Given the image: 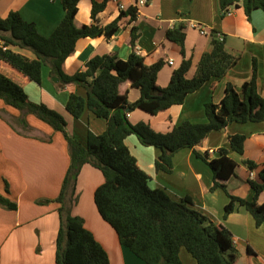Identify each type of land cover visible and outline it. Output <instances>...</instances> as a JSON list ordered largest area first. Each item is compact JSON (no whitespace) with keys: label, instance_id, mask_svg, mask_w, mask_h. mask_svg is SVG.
I'll list each match as a JSON object with an SVG mask.
<instances>
[{"label":"crops","instance_id":"obj_1","mask_svg":"<svg viewBox=\"0 0 264 264\" xmlns=\"http://www.w3.org/2000/svg\"><path fill=\"white\" fill-rule=\"evenodd\" d=\"M119 3L124 5L125 11L135 4V0H119ZM91 6L92 0L78 1L74 18L76 26L91 23ZM12 11L17 12L24 21L33 23L45 37L51 35L64 16L60 0H0V18H5ZM121 12L118 3L112 0L106 2L105 8L97 15V23L104 26L118 20L117 32L109 38L78 39L74 52L64 61L65 72L73 74L83 69L85 62L96 55L115 54L125 60L135 51L143 57L146 65L163 61L156 81L160 87H165L172 71L183 58L190 60L186 78L194 75L201 55L212 49V30L224 37L225 50L237 58L236 64L222 78H211L197 91L188 94L182 104L172 105L155 115L134 109L128 113L131 123L144 122L154 131L165 133L182 121L206 122L205 103H218L227 83L232 84L240 94L243 83L251 79L253 61L256 63L257 92L264 97V10H254L248 19L242 7H231L229 13L221 17L217 0H150L138 6L133 22H129L127 16L119 17ZM191 23L203 27L206 33L200 34ZM178 24L183 25L184 56L179 46L165 35L168 29ZM131 26L138 29L133 48L128 42ZM11 49L35 58L27 49L18 46H11ZM168 60L173 62L172 65L168 64ZM0 74L20 85L31 101L44 103L62 114L67 123V133L80 142L86 140L89 131L101 134L105 130L104 118L96 117L90 111L74 118L66 110L69 94L85 95V89L75 84L61 87L59 81L52 80L47 66L42 68L40 84L29 80L2 60ZM121 89H127L129 102H135L140 96L139 89L127 83L122 84ZM19 116V110L0 99V193L17 204L15 210L0 207V264H55L59 204L54 199L59 194L69 165L68 145L61 132L32 114L25 115L27 124L32 128L30 132L21 131L17 125L14 129L6 121L13 122ZM230 134H243L246 139L243 155L229 151L237 166L228 179L227 190L235 196L252 199L254 191L248 180L260 182L258 171L264 163V120L228 124L222 130L210 132L195 149L207 151L210 158L216 157L218 148H228ZM124 142L138 167L149 176L151 188L162 189L176 201L189 197L192 208L231 232L237 251L236 264H264V224L257 227L244 207H238L227 218H222L228 197L222 189L209 190L212 172L194 155L192 149L175 153L171 172L163 173L154 168L158 155L155 147L140 144L133 134L128 135ZM243 158L253 160L259 167L250 171L243 164ZM102 182L103 176L98 169L90 165L81 168L76 183L79 197L72 207V213L83 219L86 229L106 251L109 264H146L120 244L113 228L99 215L94 201L90 202L91 195ZM41 199L50 202L38 203ZM257 202H264V190L258 195ZM179 256L182 264H196L184 248L180 249Z\"/></svg>","mask_w":264,"mask_h":264},{"label":"trees","instance_id":"obj_2","mask_svg":"<svg viewBox=\"0 0 264 264\" xmlns=\"http://www.w3.org/2000/svg\"><path fill=\"white\" fill-rule=\"evenodd\" d=\"M79 0H60L64 16L51 35L42 36L35 25L24 21L17 12H9L0 18V60L40 84L42 68L47 66L51 77H57L61 87L75 84L85 89V95L70 93L66 110L74 117L85 111L106 120L101 134L88 132L86 140L80 142L66 131V120L44 103L29 99L24 89L7 76L0 74V99L20 111V116L6 120L14 129L30 132L26 114H32L63 134L69 151V165L63 177L58 196L57 213L59 228L55 239V264H109L108 255L93 234L86 229L81 217L72 213L77 202V178L81 168L90 165L98 169L103 182L93 192V201L101 218L115 231L118 241L146 264H182L179 251L186 249L196 264H236L237 251L231 232L222 224H215L202 213L192 208L189 197L179 201L171 199L162 189L149 186V176L138 167L124 140L135 135L140 144L158 150L154 161L157 172L169 173L172 159L182 149H192L212 172L210 191L222 189L228 201L223 209L225 219L238 207H244L258 227L264 224V202L257 198L264 190V163L258 171L260 182L248 180L254 191L252 199H245L228 192V179L234 174L237 163L229 151L244 153L243 134L228 135V148H218V155L210 158L207 151L195 149L208 134L231 123L261 122L264 120V97L256 87V63L253 61L251 79L244 82L240 94L227 83L224 95L218 103L204 105L206 122L189 120L174 125L168 132L154 131L144 122L133 124L128 113L141 109L155 115L172 105L182 104L185 97L197 91L213 77L222 78L236 64L237 58L225 50L224 37L219 39L216 30L211 31L212 49L201 55L195 73L186 78L190 60L183 58L171 73L167 86L157 84V74L163 66L158 60L146 65L142 56L132 51L125 60L115 54L96 55L88 59L83 69L73 74L64 70V61L74 52L75 43L84 37H111L118 30V20L109 24L97 23V15L109 0H92L91 23L76 26L74 18ZM138 0H135V3ZM150 0H146L147 4ZM220 16L224 17L231 7H242L249 19L254 10H264V0H217ZM136 4L122 10L119 17L127 16L129 22L136 19ZM119 19V18H118ZM166 38L175 42L184 56L183 25L168 29ZM138 29L130 28L129 45L133 48ZM11 46L31 51L35 58L15 52ZM137 88L140 96L129 102L127 89L122 84ZM15 126H14V124ZM18 131V130H17ZM21 131H18L21 133ZM49 140V139H46ZM242 162L252 171L259 167L253 160ZM41 199L38 203H48ZM0 207L15 210V201L0 193Z\"/></svg>","mask_w":264,"mask_h":264},{"label":"built area","instance_id":"obj_3","mask_svg":"<svg viewBox=\"0 0 264 264\" xmlns=\"http://www.w3.org/2000/svg\"><path fill=\"white\" fill-rule=\"evenodd\" d=\"M112 1L118 3V8L120 10L124 9V5L122 3H119V0H112ZM145 2H146V0H138L135 4H136V6L138 8L139 5L145 4ZM226 13L228 14L229 10ZM191 26L193 28L197 29L200 32V34H205L206 33V31H205V29L203 27H201V26H199V25H197L195 23H191ZM218 37H219V39H221L222 35L218 34ZM2 44H3V42L0 40V45H2ZM172 63L173 62L171 60H168V64L172 65Z\"/></svg>","mask_w":264,"mask_h":264},{"label":"rangeland","instance_id":"obj_4","mask_svg":"<svg viewBox=\"0 0 264 264\" xmlns=\"http://www.w3.org/2000/svg\"><path fill=\"white\" fill-rule=\"evenodd\" d=\"M100 172V171H99ZM87 192V189H85L84 190V193H86ZM78 197H79V194H78ZM90 202H93V195H91V197H90ZM83 203H81V205H82Z\"/></svg>","mask_w":264,"mask_h":264},{"label":"water","instance_id":"obj_5","mask_svg":"<svg viewBox=\"0 0 264 264\" xmlns=\"http://www.w3.org/2000/svg\"><path fill=\"white\" fill-rule=\"evenodd\" d=\"M52 80H53L54 82H58V78H57V77H52Z\"/></svg>","mask_w":264,"mask_h":264}]
</instances>
